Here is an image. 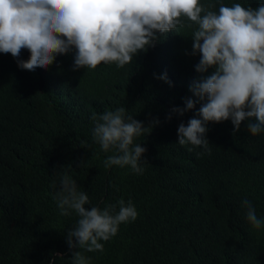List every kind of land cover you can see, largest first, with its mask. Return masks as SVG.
<instances>
[{
    "label": "trees",
    "instance_id": "16d2710c",
    "mask_svg": "<svg viewBox=\"0 0 264 264\" xmlns=\"http://www.w3.org/2000/svg\"><path fill=\"white\" fill-rule=\"evenodd\" d=\"M261 2L223 0L252 8ZM194 28L161 36L124 68L73 70L69 53L30 72L0 53V264H72L67 231L79 217L62 216L53 199L64 171L89 196L86 207L118 211L123 199L138 212L101 241L102 252L83 253L89 264H264V225L253 228L242 206L247 199L264 220V131L252 136L245 121L234 133L228 120L207 125L209 151L178 143L179 125L201 106L173 112L196 99L189 91L201 78ZM29 57L22 50L20 59ZM165 74L171 86L158 78ZM121 107L152 128L135 141L146 148L142 174L106 168L114 153L93 139V114Z\"/></svg>",
    "mask_w": 264,
    "mask_h": 264
},
{
    "label": "clouds",
    "instance_id": "9594fccd",
    "mask_svg": "<svg viewBox=\"0 0 264 264\" xmlns=\"http://www.w3.org/2000/svg\"><path fill=\"white\" fill-rule=\"evenodd\" d=\"M218 2L217 8L202 0H0V53L11 54L20 69L30 72L47 69L57 56L69 53H74L73 70H95L101 64L124 68L155 47L161 36L194 25L192 54L200 55L196 71L201 78L189 85V91L196 99H187L185 108L173 112L183 116L200 103L187 125H179L178 143L209 151V123L231 120L235 133L247 121L252 136L264 131V2L256 8ZM24 49L30 52L26 61L20 59ZM158 78L171 86L166 74ZM92 119L94 141L105 153H114L104 161L105 167L129 166L142 174V165L148 164L142 161L146 148L135 141L152 128L122 107L93 114ZM53 199L62 216L74 211L79 217L67 231L72 264H89L84 252H102L101 241L107 242L121 224L138 217L134 204L123 199L118 211L117 205L103 210L86 207L89 196L68 171L61 173ZM242 206L253 228L260 229L264 220L251 202L245 199Z\"/></svg>",
    "mask_w": 264,
    "mask_h": 264
}]
</instances>
